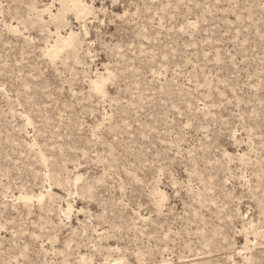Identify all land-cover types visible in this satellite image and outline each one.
<instances>
[{
  "label": "rangeland",
  "instance_id": "374dc122",
  "mask_svg": "<svg viewBox=\"0 0 264 264\" xmlns=\"http://www.w3.org/2000/svg\"><path fill=\"white\" fill-rule=\"evenodd\" d=\"M0 264H264V0H0Z\"/></svg>",
  "mask_w": 264,
  "mask_h": 264
},
{
  "label": "bare ground",
  "instance_id": "6f19581e",
  "mask_svg": "<svg viewBox=\"0 0 264 264\" xmlns=\"http://www.w3.org/2000/svg\"><path fill=\"white\" fill-rule=\"evenodd\" d=\"M68 41H69V40H67V39H65V38L62 39V42H63L64 44H68V43H69ZM64 44H63V45H64ZM53 52L56 54V50H55V49H53ZM97 86H98V84H97ZM98 87H99V86H98ZM98 87H97V88H98Z\"/></svg>",
  "mask_w": 264,
  "mask_h": 264
}]
</instances>
